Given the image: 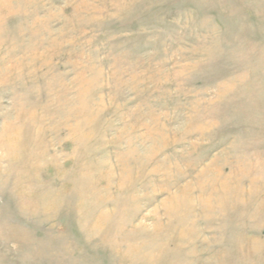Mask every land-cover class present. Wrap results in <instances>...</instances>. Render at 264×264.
Instances as JSON below:
<instances>
[{
	"label": "rangeland",
	"instance_id": "374dc122",
	"mask_svg": "<svg viewBox=\"0 0 264 264\" xmlns=\"http://www.w3.org/2000/svg\"><path fill=\"white\" fill-rule=\"evenodd\" d=\"M0 264H264V0H0Z\"/></svg>",
	"mask_w": 264,
	"mask_h": 264
}]
</instances>
